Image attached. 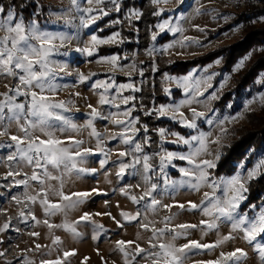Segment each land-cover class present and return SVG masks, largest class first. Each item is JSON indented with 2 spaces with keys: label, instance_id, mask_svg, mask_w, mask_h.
Returning a JSON list of instances; mask_svg holds the SVG:
<instances>
[{
  "label": "snow or ice",
  "instance_id": "snow-or-ice-1",
  "mask_svg": "<svg viewBox=\"0 0 264 264\" xmlns=\"http://www.w3.org/2000/svg\"><path fill=\"white\" fill-rule=\"evenodd\" d=\"M75 6L79 24L73 25L79 29H90L97 21L109 16L110 11L119 13L121 5L118 0H87L89 7L82 8L77 0H70ZM153 5L167 4L169 0H151ZM185 0H176L177 9L184 4ZM111 4V8L107 7ZM94 5V6H92ZM28 4L20 6L21 13ZM16 5L8 4L5 6L3 0H0V31L5 35L0 37V76L13 77L18 83L14 87H8V90L0 93V137L8 136L10 143H0V149H14L6 157L7 165L13 163L17 165H27L32 168L30 176L25 179L15 180V185H23L25 187L24 196L28 203L39 204L46 217H53L62 214L65 217L64 222L53 224L49 219L40 221L32 214L31 211L25 213L21 211L19 218L22 222H27L29 218L36 224L43 223L51 234L53 229H62L69 232L73 237L82 235L78 231V225L82 222L91 224L94 233L97 235L106 231L104 226L96 224L92 220V215L85 212L78 220L68 221L69 212L78 209L93 193L98 194L97 189L89 191H75L66 193L64 187L66 178L75 176L81 178L84 176H94L99 170L105 168L109 164V151L105 149V138L102 133L98 132L95 126L97 120H107L113 125L119 126V132H113L108 135L109 141H119L125 146V150L118 152V159L111 163L117 166L116 176L118 179L139 176L140 182L135 185L142 191L139 197L129 195L128 188L121 187L120 192L126 196L135 205H140L146 212L155 213L160 207L169 210V215L163 218L164 227L152 228V236L150 237V250L142 248L136 244L134 254L130 253L127 245H131L133 241H116V251L122 254L124 264H133L139 256L143 259H151V264H185L189 259V254L193 250H214L222 247L227 242L234 240L239 235L240 239L245 241L258 254L260 264H264V203L259 206L252 204L248 209L241 211L242 205L248 199L249 185L252 181L264 177V156H261L252 167H247L245 162H241L238 170L231 175L216 176L214 170L218 168V162L221 159L220 151L221 137L227 133V129L223 127L225 122H232L239 117L224 116L221 119L215 114L213 109H209L213 115L197 111L191 107L192 104H203L205 93L213 87L212 81L217 73H209L208 69L212 65L200 70H193L182 77H172L165 74L163 82H174L178 89L184 94V99L178 102L159 104L151 109H145V116H155L157 120L166 118L172 122L179 124L182 128L189 129L187 135H181L179 132L170 131L166 127L154 129L159 136L157 145L158 151L149 154L145 151L144 145L150 143L151 137L147 135L149 129L146 125H141L143 129V143L138 142L137 134L141 131L136 125L139 123L138 118L132 116V108H128L122 112H109L105 116L97 107L88 105L90 112L87 113V119L83 124H77L66 113L70 112L69 105L72 101L57 100L56 94L61 90V85L57 83L59 73L65 72V65L58 63L53 59L54 55H65L60 49L65 47L68 42L73 39V35L64 32H53L42 30L38 27L35 20L28 23L24 22L22 15L16 13ZM165 9L159 8L153 12L154 16H161ZM197 14L201 13V9L197 8ZM142 13L139 10L130 11L126 18L131 23L132 19L139 20ZM214 19L216 17H213ZM227 19V17H224ZM180 17L176 18V23L172 22V18L164 19L155 27L158 31L153 32L151 39L156 40L160 33L170 32L180 34V39L174 40L172 43L166 44L162 49L151 47L146 50V54L154 56V53H167L169 49L177 44L180 47L189 45L203 46L201 42L193 37L184 36V28L179 23ZM70 23V22H69ZM120 19L112 20L106 27L115 24H121ZM198 30L203 32V28ZM102 31V29H101ZM120 32H113L106 38H101L95 34L91 35L88 45L84 48H77V52H81L87 57H93L98 52V46L113 45L123 43L120 38ZM57 41L59 43H57ZM250 56V54H249ZM249 56L242 58L236 65L234 70L243 67ZM120 57L117 55L103 56L97 59V63H107L113 69L119 66ZM216 64L220 60L215 61ZM135 70V65L131 66ZM152 71L156 72L157 68L153 63ZM199 72V74H197ZM66 75H72L66 73ZM96 73L84 75L77 73V82L84 84L91 80ZM143 76V71L140 72ZM264 84V79L258 81ZM223 84L221 85V87ZM7 87V86H6ZM94 94L98 95V105H109L117 109L120 104L128 105L136 98L133 95L124 96L125 90H131L133 93L140 92L141 88L136 87L133 83H124L117 85L114 77L110 76L106 80H96L91 84ZM115 90V95H110V90ZM218 91H212L207 97V101L218 99ZM165 96H170L169 88H163ZM117 98L120 104L116 103ZM264 100V96L260 97ZM247 102L245 107L247 108ZM188 108L191 117L185 116L181 111ZM117 116H123L124 119H116ZM207 124L209 127L220 125V135L212 139L211 131L202 130L201 125ZM15 125L19 135H10L9 128ZM87 133L88 137L94 139L95 149L84 147L85 140L79 138L83 133ZM168 136L175 139L169 141ZM166 143L175 144L182 148L186 147V151H170L165 147ZM215 144L218 147L213 153L210 145ZM102 155L99 159V169L85 167L88 159L92 156ZM211 156V159L204 157ZM158 157V163L151 161ZM130 158V159H125ZM176 161L186 162L187 166H178ZM169 169L179 173L178 179H173L169 174ZM19 171L7 172V177L19 176ZM107 181V173H105ZM32 181H36L39 190L35 194H30L27 189L31 187ZM55 181L56 183H50ZM207 188L209 191L203 192V196L199 203L188 201L177 204H162V200L158 196H173L181 190L186 189L189 192L199 193L201 189ZM56 198L53 201L52 198ZM17 203H21L19 197H13ZM28 204H25L27 207ZM176 207L178 212L171 209ZM181 212L200 213L205 219H201L198 224L181 223L172 225ZM102 215V213H95ZM103 215L111 216V213H103ZM121 217L124 221H136L141 215L140 209L135 214L121 211ZM115 220V217H112ZM140 223V227L149 230V224ZM222 224L230 226L227 235H218L213 243H200L196 240H189L187 243L177 245L175 241L182 237H187L191 230H198L202 236L211 232L219 233ZM117 226L122 227L121 221H117ZM10 229V220L0 225V233ZM30 236L38 237L39 232H31ZM168 237V239H165ZM151 240H157L158 243H151ZM61 243L58 236L52 237V244L59 245ZM45 246L41 244L35 245V251L41 252ZM53 249H49L45 255H50ZM33 251V249H28ZM4 253H0L3 256ZM75 255V252L65 251L63 258L57 256L56 259H41L39 264H66L69 256ZM247 252L241 248L233 251H221L215 260L202 261L199 264H244L247 259ZM131 256V259H129ZM21 264H35L33 259L27 255H23Z\"/></svg>",
  "mask_w": 264,
  "mask_h": 264
},
{
  "label": "rangeland",
  "instance_id": "rangeland-1",
  "mask_svg": "<svg viewBox=\"0 0 264 264\" xmlns=\"http://www.w3.org/2000/svg\"><path fill=\"white\" fill-rule=\"evenodd\" d=\"M48 7L49 19L41 23L37 22L38 27L42 30L53 31V32H64L69 35H73V39L66 44L65 47L60 49L61 53L67 52L68 55H54L53 59L60 64L65 65V72L59 73L57 77V83L61 85V90L56 94L57 100L72 101L69 105L71 111L66 113L69 115L74 122L77 124H83L85 119H87V113L90 112L88 105L91 104L93 107H97L105 116L109 112H122L128 108H132V116L138 118L134 109L136 108V103H139V110L144 114L145 109H151L159 104H168L173 102H178L184 99V94L181 89L176 87L174 82H163V77L168 74L172 77H182L187 75L189 72L195 70H200L208 65H212L208 69L209 73H217L214 77L212 84L213 87L208 89L205 93V97L201 99L204 100L203 104H192L191 107L196 108L197 111H202L208 113L209 116L213 114L209 112V109H213L215 114L221 119L224 116H237L240 118L232 121L225 122L223 127L227 129V133L221 137L220 151L222 147L228 144L230 136L235 133L234 129H245L250 127V122H248V115L257 114L260 110L264 100L260 97L264 96V84L258 83L262 80V72L259 76L246 88L236 95L232 90L234 86V74L239 70H234L235 65L245 56L238 59L233 66L231 71H225L223 68V60L221 56H216L211 62L203 66L191 67L187 73L183 75H178L172 73L166 66L171 65L175 60L192 59L196 56L203 55L205 53H210L212 51H217V49L224 47L225 45L233 44L238 41L241 35V25H229L227 28L220 32L213 33L224 24L233 21L236 13L239 11L238 6L239 0H185L184 4L177 9L176 0H169L167 4H160L159 6L153 5L151 0H147V6L143 9L139 6L137 1L136 5L131 6L129 9L124 8L120 3L122 0H118L121 5L120 14L115 11H110L109 16L97 21L90 29H79L78 34L77 29L73 25L79 24L78 15L75 6L71 4L70 0H42ZM80 7H89L87 0H77ZM94 6V5H92ZM107 7L110 9L112 6L108 4ZM159 8L165 9L161 13V16L157 17L153 15L154 11ZM200 8L201 13L197 14L196 9ZM139 10L142 15L146 12L144 18H140L142 21L140 24L136 22L135 18L132 19L131 23L126 18L130 11ZM141 15V17H142ZM172 18V22L176 23V18L180 17L179 23L184 28V36L193 37L201 42L203 46L189 45L187 47H180L178 44L169 49L167 53L157 52L154 56H149L146 54V50L155 47L162 49L164 45L172 43L174 40L180 39V34H173L170 32L160 33L156 40L151 39L152 33L158 31L155 27L156 24L160 23L164 19ZM213 17H216L215 19ZM224 17H227L225 19ZM151 19L149 22L145 23V20ZM120 19L121 24H115L111 27L113 29L106 27L112 20ZM31 21V20H30ZM28 21V22H30ZM25 22V23H28ZM70 22V23H69ZM203 28L204 31L198 30ZM120 27H124L129 31H134V47L126 48L119 51L106 50L111 49L113 45H102L98 46V52L93 57H87L81 52H77V48H84L88 45L91 35L95 34L101 38H106L113 32H120ZM102 29V31H101ZM213 33V35L211 34ZM121 34V33H120ZM5 35L4 32L0 31V37ZM119 39H124L122 34ZM57 43H59L57 41ZM119 43V42H118ZM117 43V44H118ZM137 43V45H136ZM106 49V50H105ZM120 49V48H119ZM123 49V50H122ZM117 55L120 57L119 66L115 69L112 68L110 64L107 63H97V59L103 56ZM250 57V56H249ZM220 60L219 64L215 61ZM153 63H155L157 71H152ZM135 65V70L131 67ZM143 71V76L140 72ZM66 73H71L72 75H66ZM83 73L88 75L90 73H96L91 80L86 81L84 84L77 82L76 74ZM199 74V72H197ZM112 76L115 79L117 85L124 83H133L136 87H140L141 91L146 90L149 93V97L140 96V92L133 93L130 89L123 92L124 96L133 95L135 100L131 101L128 105L120 104V99L117 98L116 103L120 104V108L104 105H98V95L94 94L91 84L96 80H108ZM147 80L152 81L151 85L145 86ZM18 81L13 77L0 76V93L8 90V87H14ZM223 86L221 87V85ZM7 86V87H6ZM169 88L171 91L170 96H165L163 88ZM218 91V99L213 101H207L206 97L212 91ZM231 92L230 99L227 100L223 106H219L220 98L223 97L228 91ZM110 95H115V90H110ZM158 97H162L158 100ZM149 99L150 102L143 104L145 100ZM247 108L245 107L246 103ZM185 113V116L190 118L191 113L188 108L181 109ZM116 119H124L123 116H117ZM146 121H139L136 125L141 128V125H146L149 129L147 135L151 137L150 143L144 145L145 151L149 154L158 151L159 136L156 134L154 129L159 127H166L170 131L179 132L181 135H187L191 130L182 128L179 124L172 122L166 118H161L162 120L168 121V123H161L154 125L155 121H159L155 116H147ZM160 119V120H161ZM139 120V119H138ZM95 126L98 132L102 133L105 138V149L109 151V164L105 166L104 169L99 170L94 176H84L81 178H76L72 176L66 178V184L64 191L66 193L75 191H91L92 189H97V193H93L92 197L88 199L84 204H82L78 209L69 212L67 216L68 221L78 220L81 215L88 212L92 215V220L96 224H101L104 226L103 233L96 234L93 231L92 225L87 223H81L78 225V231L82 233L79 237H73L69 232L62 229H53L52 233H49L48 228L43 224H36L35 221L29 220L27 222H22L19 218V213L21 211L27 213L32 212L33 215L40 221L44 219H49L50 223L60 224L64 222L65 217L60 214L53 217H46L43 210L39 207V204L28 203L25 199L24 192L25 187L23 185H15V180L25 179L27 176L31 175L32 168L27 165H17L15 163L7 165L6 157L14 149H0V225L10 220V229L4 233H0V253H4L0 256V264H21V259L23 255H27L30 259L35 261V264H39L41 259H56L57 256L63 258V253L65 251L75 252V255L69 256L66 264H124V258L121 253L116 251V241H133L131 245H127L130 253L134 254V249L136 244H139L144 249L150 250V237L152 236V228H162L164 227L163 218L169 215V210L160 207L154 214L151 212L144 211L140 205H135L126 196L122 195L120 192L121 187H126V185L131 184L132 187L128 188L129 195H135L139 197L142 191L141 188H136L135 185L140 182L139 176L136 178L126 177L124 179H118L116 176L117 166L112 161L118 159V152L125 150V146L120 144L119 141H109L107 139L108 135L113 132H119L120 127L113 125L110 119L107 120H97ZM202 130L211 131L212 139H215L220 135V125H213L209 127L207 124L201 125ZM10 135H19L15 125L9 128ZM145 133L141 128V131L137 134L138 142L143 143ZM79 138L84 139L86 142L84 147H89L95 149V140L88 137L87 133H83ZM175 139L172 136H168L167 140L171 141ZM0 143H10L8 141V136L0 137ZM165 147L170 151H186V147L182 148L175 144L166 143ZM218 146L215 144L210 145V150L214 153ZM253 154H252V153ZM264 156V151H252L247 150L244 157L236 163L233 174L238 170V166L241 162H245L247 167H252V165ZM103 158L102 155L92 156L88 159L85 167L97 168L99 169V159ZM211 159V156L204 157ZM130 159V158H125ZM152 163H158V157L154 158ZM178 166H187L186 162L176 161ZM9 171H19L20 175L13 177H7V172ZM169 174L173 179L179 178V173L175 170L169 169ZM105 173H107V181L105 179ZM215 174V173H214ZM229 174V175H231ZM216 176H227V175H217ZM31 187L27 189L30 194H35L39 190V185L36 181H32ZM50 183L55 184V181ZM209 191L207 188L201 189L199 193L189 192L186 189H181L177 191L173 196H158V199L162 200V204H177V203H187L188 201H193L199 203L203 196V192ZM19 197L21 203H17L13 200V197ZM55 201L56 198H52ZM25 204H28L25 207ZM261 204V203H260ZM258 204L257 206H259ZM140 209L141 215L136 221H124L121 217V211L135 214V212ZM246 209H241L245 211ZM173 212H178L179 209L173 207L171 209ZM95 213H102V215H95ZM103 213H111V216L103 215ZM115 217V220L112 218ZM202 217L199 212L193 214L191 212H181L180 215L172 222L171 226L181 223H192L198 224ZM117 221H121L123 226L118 227ZM152 223L149 224V230H144L140 227V223ZM230 226L227 224H222L219 228V233L211 232L207 235L201 234L198 230H191L187 237H182L175 241L179 246L187 243L189 240H196L200 243H213L217 240L218 235H227L229 233ZM39 232L38 237L30 236L31 232ZM58 236L61 243L59 245L52 244V237ZM165 239H168L166 237ZM151 243H158L157 240H151ZM41 244L45 246L41 252L35 251V245ZM236 248H241L247 252V259L244 264H260L258 254L253 251V248L249 246L245 241L240 239L239 235L234 240L227 242L222 247H218L214 250H193L189 254V259L186 260L185 264H199L202 261L215 260L221 251L229 252ZM28 249H33V251H28ZM49 249H53L50 255H45ZM131 259V256H129ZM133 264H151V259H143L137 257Z\"/></svg>",
  "mask_w": 264,
  "mask_h": 264
},
{
  "label": "trees",
  "instance_id": "trees-1",
  "mask_svg": "<svg viewBox=\"0 0 264 264\" xmlns=\"http://www.w3.org/2000/svg\"><path fill=\"white\" fill-rule=\"evenodd\" d=\"M138 0H122L120 2L124 8H130L133 5L137 4ZM139 6L145 9L147 6V0H139ZM16 5V13L18 16L22 15L24 22L30 20H36L41 23L49 19L48 7L45 2L42 0H3V4L7 6L8 4ZM22 4H28L27 7L23 9V12L20 11V6ZM238 9L235 18L231 23H227L219 27L213 33H217L227 28L229 25H241V35L237 42L233 44L225 45L217 49V51H212L210 53H205L203 55L196 56L192 59H183L174 61L171 65L165 67L172 73L178 75H183L194 66H203L211 62L216 56H221L223 60V68L225 71H231L233 64L245 56L247 53H250V57L245 61V65L240 69L234 76V86L232 87L236 95H239L243 88L249 86L262 72V79H264V0H239ZM120 14V12H119ZM146 12L142 15L141 18L145 17ZM151 19L147 18L145 23L149 22ZM142 21H137V24H140ZM113 29V27H109ZM120 33L123 36V43H118L113 45L111 49L106 50L110 51H119L123 47L133 48L134 43V31H129L124 27H120ZM211 32V34L213 35ZM137 45V43H136ZM120 48V49H119ZM122 49V50H123ZM247 54V55H248ZM156 74V72H155ZM150 80H147L145 86L148 87L151 85ZM228 91L223 97L220 98V105L230 99L231 92ZM140 96L149 97V93L144 90L141 91ZM162 97H158L160 100ZM150 99V98H149ZM145 100L143 104H147L149 101ZM136 103V112L139 121H146L147 116H145L139 109V103ZM248 122H250V127L245 129H234L235 133L231 134L230 142L226 144L221 149V159L218 162V168L214 170V173L217 175H229L234 169L236 163L244 157L248 149L252 151H264V103L262 104L260 110L257 114L248 115ZM163 124L168 123L165 120L155 121L153 124ZM252 153V152H251ZM253 154V153H252ZM248 199L244 202L241 209H246L249 205L264 203V177L254 180L249 185Z\"/></svg>",
  "mask_w": 264,
  "mask_h": 264
}]
</instances>
